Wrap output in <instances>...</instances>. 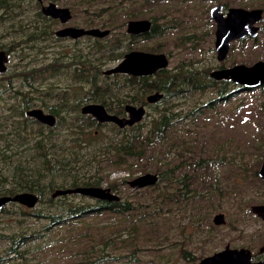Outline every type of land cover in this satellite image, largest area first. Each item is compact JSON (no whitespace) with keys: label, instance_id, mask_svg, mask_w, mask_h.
Here are the masks:
<instances>
[{"label":"trees","instance_id":"obj_1","mask_svg":"<svg viewBox=\"0 0 264 264\" xmlns=\"http://www.w3.org/2000/svg\"><path fill=\"white\" fill-rule=\"evenodd\" d=\"M126 1L133 6L138 2ZM134 11L136 15L141 12L140 8H135ZM0 18L7 22L5 30L3 31L4 27L0 29V39L12 33L8 43L0 40V50H4L8 57L12 53H18L20 59L16 65L7 66L6 72L0 74V101H3L0 105V196L31 192L38 197L35 205L38 207L33 210L16 202H10L0 210L7 212L10 205L15 217L11 223L0 225V241L8 242L6 249L0 251V262L19 259L20 264H26L28 258L20 249L28 239L50 237L49 234L55 228L71 227L73 219L92 212L107 210L131 213L151 205L148 212L143 210L139 213L136 219L139 225L134 227L140 229L138 226L145 222L149 226H158L160 211L167 204L166 200L175 201L176 204L185 200L183 196L190 185L197 183L200 171L203 176L210 177L214 166L224 165L228 151L221 144L219 148H222L223 155H215L217 160L199 158L185 167L183 155L193 152L187 148L199 142V131L193 133L187 128L181 129L186 135L176 131L187 119V113L182 108L185 98L207 89L215 92L216 96L209 98L204 104L191 105L190 118L196 122L214 108L215 102H226L232 97L235 89L228 85L232 81L213 79L209 76L210 71L198 68L191 60L187 63L179 61L172 68L159 70L152 76L105 75V66L120 60L125 50L130 49L129 39H126L124 33L121 40L109 47L94 41L90 52L78 51L71 57L62 55L37 63L36 54L24 55L19 48L25 49L32 40H39V26L47 24L48 17L38 7L29 16L23 0H0ZM9 29V34L5 33ZM262 31L264 32V27ZM123 41L127 47L122 50ZM26 59L28 60L25 61ZM10 69L12 72L9 73ZM47 76H62L70 84L63 88L49 84L43 88L41 82ZM235 86L237 90L260 88L264 91V85L253 88H244L239 84ZM155 91L163 93L158 103L165 102V105L160 107L156 102L148 104L149 108L156 109L158 115L150 119L147 126L137 123L120 128L112 122H98L93 116L80 111L87 103H98L108 113L122 116L127 104L145 103V96ZM35 107L54 115L55 124L48 126L27 116L26 111ZM258 111L263 116L264 103ZM149 116L147 112L146 117ZM182 148L183 153L179 152ZM171 154L180 159V162L171 165L172 161L166 162L163 159ZM261 154L264 158V153ZM262 159L256 161L255 175ZM162 166H166L165 170L161 169ZM239 167L243 166L238 165V170ZM134 169L141 172L155 169L154 173L159 179L153 186L132 189V201L107 202L94 198L93 203H75L64 201L68 195H64L63 200L61 197H52L56 189L102 186L108 182L113 171L124 170L128 173V176L121 178L123 185ZM176 169L183 170L178 179L173 178L179 174ZM240 171L246 174L248 166ZM213 176L218 181L217 176ZM108 187L112 192L117 190L110 182ZM154 191L155 196L152 194ZM146 197L147 203L151 204L143 206L139 200L145 201ZM150 218L154 220H149ZM30 220L37 221L39 226L29 227ZM181 241L188 244L185 234ZM131 243L137 242L134 240ZM47 245L49 243L44 246L39 244L34 251L43 250ZM182 248L181 246L179 249L182 258H194L190 253V256H186L187 252ZM102 260L103 255H100L89 259L85 264H100Z\"/></svg>","mask_w":264,"mask_h":264},{"label":"rangeland","instance_id":"obj_2","mask_svg":"<svg viewBox=\"0 0 264 264\" xmlns=\"http://www.w3.org/2000/svg\"><path fill=\"white\" fill-rule=\"evenodd\" d=\"M56 1L60 5L72 9L73 19L68 24L77 27H105L110 17L114 15L110 14L112 10L118 9L117 13L122 14L133 6L126 0ZM139 1L141 0H138L137 4ZM185 1L156 0L155 5L146 8L144 16L137 15L134 19L157 16L155 22L158 29L164 28V35L136 40L130 43L131 48L146 50L157 43L161 44L159 51L169 54L170 68L182 60L186 63L191 60L195 66L207 71L218 69L220 66L225 68L240 63L251 65L258 60H264V32L260 30L256 37L231 42L227 57L224 61L219 62L216 59L214 48L215 26L213 22L208 20L206 14L201 15L206 23H203L193 12L187 14V6L195 8L199 5V0H188L189 5ZM237 1L233 0L231 5L238 6ZM36 3L34 0H23V6L29 16L35 12L36 7H40ZM108 4L111 5V9L99 11ZM115 6L119 8L113 9ZM174 6L177 7L176 10H174ZM248 8H251V3ZM130 11L133 12V9ZM135 15V13H131V16ZM129 19L131 18L124 19L122 16L121 19H118L115 17L111 24L116 26L120 22H124V28L120 29L122 32L125 31L126 22ZM164 21L167 26H164ZM6 23L4 19L0 18V29ZM261 25L264 26V24ZM184 36H189V39H183L180 44L179 39ZM11 38L12 33L0 40L7 43ZM69 42L71 41L67 40L64 44H69ZM36 43H38L37 40H32L29 46H35ZM47 44L49 48H46L43 54L36 55L37 63L49 60L60 49L58 45L49 42ZM19 60L18 53H12L7 66L16 65ZM115 64L116 62H111L105 66V69ZM10 72H12L11 69ZM229 83L228 85L235 89L232 97L226 102H215L214 108L208 110L196 122L190 118L191 105L204 104L209 98L216 96L215 92L207 89L200 94L194 93L191 97L184 99L182 108L184 113H187V119L181 127L178 126L179 129L176 132L186 135L181 130L184 128L193 133L199 131V142L187 148L193 152L183 155V159L186 160L184 166L188 167V164L192 161L196 162L199 158L217 160L218 157L215 155H223L222 148H219L221 144H224L221 146L226 147L225 151L228 153L225 155L224 165L212 168V172H210L212 176H203L200 171L197 183L190 185L189 190L183 196L185 200L178 204L175 201L166 200L167 204H164L160 211L158 226H149L145 222L138 226L140 229L135 228L139 225L136 221L139 213L143 210L148 212V209L151 208V203H147V197L145 201L139 200V202L143 206L150 205V207H143L131 213L107 210L92 212L82 218L73 219L71 227L55 228L54 232L49 234L50 237L28 239L20 249L26 253L25 256L28 258L26 264H80L82 261L85 264L89 259H95L100 255H103L100 264H196L204 256L223 249L227 244L235 248H248L252 253L258 255L259 248L264 244V220L255 216L250 211V207L255 204H264V179L258 176L261 163L256 169V175L254 173L257 166L256 161L262 159L261 152L264 153V113L262 116L258 111V108L264 103V91L260 88L237 90L236 84ZM49 84L63 88L70 82L62 76H47L41 82V87L46 88ZM2 103L3 101H0V105ZM164 105L165 102L157 104L160 107ZM147 112L150 116L142 118L138 122L140 125L147 126L150 119L158 115L156 109L149 107H147ZM179 152L183 153V148ZM163 159L166 162L172 161L171 165L180 162V159L174 154L166 155ZM238 165L248 166V172L242 173L240 170L243 167H239L238 170ZM149 166L148 164L147 167ZM165 168L166 166L161 167L164 170ZM147 172L154 173L156 170L141 172L134 169L130 173L131 175L126 178V182ZM176 172L179 174L173 178L178 179L182 176L183 170L176 169ZM214 174L218 181L214 178ZM126 176L128 173L124 170L113 171L108 182L103 183L102 187H108L110 182L117 187L114 193L121 197V201H132L131 197L134 194L132 188L127 183L121 185V178ZM182 191L183 189H181ZM152 194L155 196L156 192L154 191ZM59 197L61 200L65 199L63 196ZM64 201L93 203L95 199L71 194ZM37 207L35 206L31 210ZM8 209L7 212H0L1 226L11 223L15 218L11 213L13 207L8 205ZM217 213L224 214V224L215 225L213 223L212 219ZM149 220L154 219L150 218ZM28 225L32 228L39 226L37 221L32 220L28 221ZM184 234L188 239V244L181 241ZM134 240L137 243H131ZM48 243L49 245L43 250L34 251L37 245L44 246ZM184 244L188 253L194 257L193 259L187 260L180 256L179 249ZM7 246V241H0V251H4ZM132 257L137 260L135 261ZM19 262V259H8L0 264H20Z\"/></svg>","mask_w":264,"mask_h":264},{"label":"water","instance_id":"obj_3","mask_svg":"<svg viewBox=\"0 0 264 264\" xmlns=\"http://www.w3.org/2000/svg\"><path fill=\"white\" fill-rule=\"evenodd\" d=\"M42 11L46 15L59 17L62 21H66L70 17L68 8H58L51 3L47 7H43ZM261 10L244 8H230L225 17L216 18V31L214 47L216 50V59L220 62L224 61L229 49L230 42L240 39L244 36L256 37L260 27L255 23L260 19ZM148 28L147 20L130 21L128 23V31L137 33ZM109 30H101L99 28L82 29L69 27L59 30L58 35H68L78 37L84 34L93 36H105ZM9 57L5 51L0 50V74L7 70ZM169 60L163 53H151L139 50H133L124 55L122 59L116 62L112 67L103 70V74H131L135 76L150 75L158 69L167 68ZM210 77L215 80H230L235 84H239L244 88H253L264 85V60H258L251 65L243 63L235 64L230 67L218 68L210 72ZM163 95L159 92L150 94L146 100L149 103L159 100ZM125 110L128 114L125 116H117L108 113L102 104L87 103L80 109L81 113L93 116L98 122H112L118 127L123 128L127 125L132 126L142 120L145 115V107L143 105L136 107L134 105H126ZM26 115L33 117L39 122L48 126H53L56 122L54 115L45 112L43 109L35 107L26 111ZM258 176L264 179V159L258 170ZM156 173L147 172L131 179L128 184L137 189H143L153 186L158 181ZM70 194H82L95 199L107 201H118L119 196L112 192L109 187L102 186H77L74 188L56 189L52 193V197H59ZM38 201V197L31 192H19L14 195L0 196V210L10 202H16L28 208H33ZM251 212L264 220V204L251 206ZM213 222L217 225L225 223L223 213H217ZM251 251L246 248H230L228 245L224 249L213 253L212 255L202 258L197 264H264V261H251Z\"/></svg>","mask_w":264,"mask_h":264},{"label":"flooded vegetation","instance_id":"obj_4","mask_svg":"<svg viewBox=\"0 0 264 264\" xmlns=\"http://www.w3.org/2000/svg\"><path fill=\"white\" fill-rule=\"evenodd\" d=\"M38 3V5L40 7H38V9L40 10V12L45 16V17H48L47 18V24L46 23H43L39 26V29L41 31V35H40V38L39 40L37 41L38 43H36L35 46H29V45H26L27 48L25 49H21L19 48V50L24 54V55H38V54H43L45 52V49L46 48H49V45L47 44V42L49 43H52L54 45H58V47H60V49L55 53V55H53L52 57H60L62 55H67V56H72L75 52H78V51H82L83 53H87V52H90L93 48V43L94 41H97L99 42L100 44H102L103 46H106V47H109L111 46L115 41L117 40H121L123 37H122V33L125 34V37L127 36V40L129 39V46H130V49H126L125 52L123 53V56L122 58L124 57V55L130 51H133V50H139V49H135V47L131 48V45L130 43L131 42H134L136 40H139V39H148V38H151V37H155V36H160V35H164L163 34V31H164V28L162 29H158V26L155 22L156 20V17L157 16H151V17H148V18H143V17H138L137 19H134L135 17H137V15L135 16H131V13H135L134 9L135 8H140L141 12L138 13L139 15L138 16H144L145 15V11H146V8L149 7V6H152V5H155V2L156 0H141L139 1V4L135 3L136 6H132L131 8L127 9L124 11V13L120 14V13H117L118 9L117 10H112V12H110V14H114L112 15V17H110L109 21L107 22V24H105V27H98V26H95V27H77V26H72V25H69L68 22L73 19V11L70 7H67V6H62L60 5L56 0H49L46 2V0H34ZM233 0H199V5L195 8H190L189 6H187V14H190L191 12H193L194 15H197L199 17V19L203 22V23H206V20L201 16L202 14H206L207 17H208V20L210 22H213V25L215 26V31H216V18L218 19H221V17H225L229 11L230 8H244V9H247V10H252V9H259L261 10V17L260 19L255 23L256 25H258L260 27L259 29V33H260V30H263V27L261 24H264V0H238L237 1V5L238 6H232L231 5V2ZM118 2V1H117ZM185 2L188 3L189 5V1L186 0ZM36 3V4H37ZM55 4L58 8H68L69 9V12H70V17L66 20V21H62L59 17H52L50 15H46L43 11H42V8L43 7H47L49 4ZM210 3H213V5H210ZM249 3H251V8H248V5ZM8 7V6H7ZM111 5L108 4L106 7L104 8H101L99 11H104L106 10L107 8L108 9H111L110 8ZM115 8H119L118 6H115L113 7V9ZM130 9H133V12L130 11ZM177 7L174 6V10H176ZM143 13V14H142ZM124 17L125 18H131L129 19L127 22H126V28H125V31H120V29L124 28V22H120L119 25H112L111 21L114 20L115 17H118V19H121V17ZM161 17V16H160ZM163 18V17H162ZM140 20H147L148 21V28L146 30H142V31H139L137 33H134V32H129L128 31V23L130 21H140ZM40 21H43L42 19H40ZM3 24V22H2ZM164 26H167V23L166 21H164ZM69 27H75V28H82V29H90V28H99L101 30H109V32L105 35V36H102V37H99V36H93V35H88V34H84V35H81V36H78V37H71V36H68V35H58V31L59 30H62V29H65V28H69ZM119 29V30H117ZM178 29V27H177ZM5 30V27L3 29V31ZM11 29H9L8 31H6L5 33H8L10 32ZM215 31H214V36H215ZM115 32V33H114ZM117 34V35H116ZM49 36V37H48ZM249 38V36H244L240 39H235V40H232L231 42L233 41H236V40H247ZM185 39H189V36H184L182 38L179 39L180 41V44L182 43V40ZM67 40L71 41L69 42V44H64V42H66ZM215 41V39H214ZM185 42V41H184ZM231 42H230V47H231ZM8 43V42H7ZM184 44V43H183ZM25 45V44H24ZM161 44L157 43L156 45L154 46H150V48L146 49V50H139V51H145V52H151V53H163V52H160L159 51V47H160ZM127 46L125 44V41H123V46H122V50L125 49ZM215 48V47H214ZM144 49V48H143ZM148 50V51H147ZM230 50V49H229ZM4 51V50H3ZM216 51V50H215ZM229 53V52H228ZM7 54V53H6ZM165 54V53H163ZM169 60V54H165ZM228 55V54H227ZM227 57V56H226ZM121 58V59H122ZM225 60V59H224ZM119 61V60H118ZM220 62V61H219ZM223 66H220V68H222ZM230 67V66H229ZM167 68H170L169 65ZM166 69V68H164ZM159 70H162V69H158L156 71H154L152 74L150 75H141V76H152L154 75L156 72H158ZM212 71V70H211ZM210 71V72H211ZM210 72H209V76H210ZM125 74V73H124ZM127 75H131V74H127ZM132 76H135V75H132ZM225 80V79H223ZM217 81H222V80H217ZM156 92H159L163 95L162 92L160 91H155V92H152V93H149L145 96V103H141V104H132V103H129L127 105H134L136 107H139L141 105H143L145 107V115L144 117L146 116L147 114V107H148V104H152V103H149L147 102L146 98L148 95L150 94H154ZM163 97V96H162ZM162 97L159 99V100H156L155 102L158 103ZM149 113V112H148ZM122 116H125L127 117L128 114L125 110L124 114ZM143 117V118H144ZM137 124V123H136ZM125 127H130L129 125L125 126ZM123 127V128H125ZM130 180H128L126 183L128 184ZM129 185V184H128ZM130 186V185H129ZM131 187V186H130ZM132 189H136L137 188H134V187H131ZM111 190V189H110ZM134 192V191H133ZM119 196V195H118ZM99 200H102V199H99ZM104 201H107V200H104ZM118 201H121V197L119 196V200ZM118 201H107V202H118ZM255 205H258V204H255ZM253 206V205H252ZM251 208V207H250ZM251 211V209H250ZM254 214V213H253ZM216 215V214H215ZM214 215V216H215ZM255 215V214H254ZM257 216V215H255ZM214 218V217H213ZM213 220V219H212ZM214 223V222H213ZM215 224V223H214ZM217 225V224H215ZM228 245V244H227ZM225 245V246H227ZM229 246V245H228ZM184 248V250L187 252L188 254V251H187V248L185 246V244L182 246ZM230 247V246H229ZM225 248V247H224ZM223 248V249H224ZM230 248H235V247H230ZM239 248H245V247H239ZM248 249V248H246ZM183 250V251H184ZM222 250V249H221ZM250 250V249H248ZM220 251V250H219ZM251 251V250H250ZM217 252V251H216ZM215 253V252H214ZM212 255V254H210ZM251 261L253 262H256V261H264V244L259 248V253L258 255H255L254 253L251 252ZM209 256V255H207ZM206 257V256H204ZM203 257V258H204ZM202 259V258H201ZM200 259V260H201ZM199 260V261H200ZM198 261V262H199ZM197 262V263H198ZM196 263V264H197Z\"/></svg>","mask_w":264,"mask_h":264}]
</instances>
